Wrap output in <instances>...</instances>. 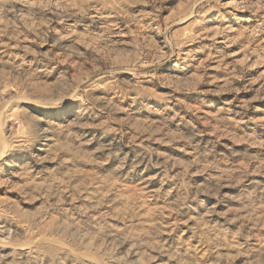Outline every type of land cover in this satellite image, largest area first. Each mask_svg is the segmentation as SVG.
<instances>
[{
    "label": "clouds",
    "instance_id": "1",
    "mask_svg": "<svg viewBox=\"0 0 264 264\" xmlns=\"http://www.w3.org/2000/svg\"><path fill=\"white\" fill-rule=\"evenodd\" d=\"M0 264H264V0H0Z\"/></svg>",
    "mask_w": 264,
    "mask_h": 264
}]
</instances>
